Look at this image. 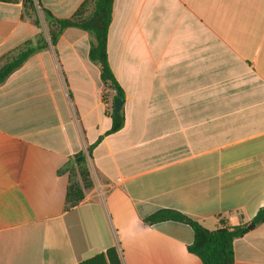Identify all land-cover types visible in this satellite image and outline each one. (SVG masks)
<instances>
[{"label":"crops","instance_id":"1","mask_svg":"<svg viewBox=\"0 0 264 264\" xmlns=\"http://www.w3.org/2000/svg\"><path fill=\"white\" fill-rule=\"evenodd\" d=\"M38 1L70 18L87 0ZM23 12L0 1V66L45 34ZM91 41L68 28L0 85V264H79L112 247L122 264H202L189 225L144 220L172 209L215 230L264 208V0H114L125 125L110 135ZM100 138L92 186L70 206L82 180L69 162ZM234 252L264 264V224Z\"/></svg>","mask_w":264,"mask_h":264},{"label":"trees","instance_id":"2","mask_svg":"<svg viewBox=\"0 0 264 264\" xmlns=\"http://www.w3.org/2000/svg\"><path fill=\"white\" fill-rule=\"evenodd\" d=\"M3 2H14L16 0H0ZM23 16L32 18V24L39 29H45V34L40 35L34 43H28L13 56L7 58L0 66V85L35 53L51 46H56L58 40L68 28H77L88 32L92 36L89 58L101 66V79L104 85L102 98L107 104V113L112 118V127L107 135L120 131L125 125L124 113L119 116L113 114V101L117 98L125 99V93L118 83L108 59V32L112 22L114 0H87L79 10L70 18H58L43 7L38 0H22ZM93 3L94 9L87 15V8ZM112 92V100L110 99ZM111 104L110 106L108 104ZM100 138L88 149V153L81 152L74 156L69 162V169L73 171L74 164L77 165L82 185L71 182L67 203L70 206L80 203L85 196L84 189L92 186L90 174L87 167V157L90 156L95 145L101 142ZM165 221H176L189 225L194 232V242L189 246L190 253L196 255L202 264H236L234 242L244 236L255 226L264 224V208H261L256 216L248 223L229 226L221 221V226L210 230L189 216L172 209H162L147 217L144 222L153 225ZM250 224H254L249 228ZM79 264H122L121 256L116 247L108 249L105 253L81 262Z\"/></svg>","mask_w":264,"mask_h":264},{"label":"water","instance_id":"3","mask_svg":"<svg viewBox=\"0 0 264 264\" xmlns=\"http://www.w3.org/2000/svg\"><path fill=\"white\" fill-rule=\"evenodd\" d=\"M123 103H124V99H120V98H117L114 100V109H113V112H114V116L117 117L119 116L120 114V110L123 106ZM254 224H250L249 225V228L253 227Z\"/></svg>","mask_w":264,"mask_h":264},{"label":"rangeland","instance_id":"4","mask_svg":"<svg viewBox=\"0 0 264 264\" xmlns=\"http://www.w3.org/2000/svg\"><path fill=\"white\" fill-rule=\"evenodd\" d=\"M112 94V92H110V95Z\"/></svg>","mask_w":264,"mask_h":264}]
</instances>
